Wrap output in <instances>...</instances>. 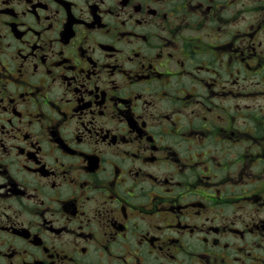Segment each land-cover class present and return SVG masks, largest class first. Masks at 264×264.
Segmentation results:
<instances>
[{"label":"flooded vegetation","instance_id":"1","mask_svg":"<svg viewBox=\"0 0 264 264\" xmlns=\"http://www.w3.org/2000/svg\"><path fill=\"white\" fill-rule=\"evenodd\" d=\"M0 264H264V0H0Z\"/></svg>","mask_w":264,"mask_h":264}]
</instances>
